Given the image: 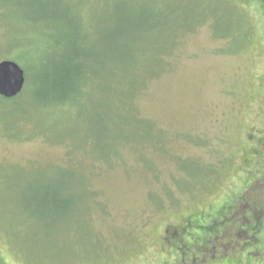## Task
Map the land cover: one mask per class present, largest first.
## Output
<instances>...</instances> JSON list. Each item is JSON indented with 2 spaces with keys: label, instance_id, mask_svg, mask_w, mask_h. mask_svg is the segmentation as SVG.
<instances>
[{
  "label": "rangeland",
  "instance_id": "rangeland-1",
  "mask_svg": "<svg viewBox=\"0 0 264 264\" xmlns=\"http://www.w3.org/2000/svg\"><path fill=\"white\" fill-rule=\"evenodd\" d=\"M2 60L25 76L0 96L3 264H264L257 1L0 0Z\"/></svg>",
  "mask_w": 264,
  "mask_h": 264
},
{
  "label": "trees",
  "instance_id": "trees-1",
  "mask_svg": "<svg viewBox=\"0 0 264 264\" xmlns=\"http://www.w3.org/2000/svg\"><path fill=\"white\" fill-rule=\"evenodd\" d=\"M255 1H257L258 3H259V5H260V7H261V9L263 10V12H264V0H255ZM86 58H89V55L88 54H83V52H82V49L81 50H77V62L78 61H80V60H82V59H86ZM21 67V66H20ZM80 68L81 67H79L78 65H77V75H79L80 73H81V70H80ZM61 77L59 78V79H57V80H65L66 78H69L67 75H60ZM21 95V93L20 94H18V95H16V96H14V97H5V96H2V95H0L1 97H4V98H7V99H12V100H14L15 98H17L18 96H20ZM261 145H264V140H262L261 141ZM259 147L261 148H263V146H260L259 145ZM263 151V153H264V150H262ZM210 166V165H209ZM210 168H211V170H210V173H208V174H204L203 175V177L197 182V184L195 185V188H194V191H193V193H188V192H186V193H188V195H191V196H193V195H196V194H198L199 193V188H203V189H206V188H208V186L211 184V182L210 181H213L215 178H216V180H217V178H218V175H219V171H216V170H214L211 166H210ZM264 174V171L260 174V176H259V178H261V176ZM257 180V179H256ZM215 183V182H214ZM257 184H259V187L258 188H253V189H251L250 190V193L251 194H253V195H256V194H262V198H259L258 196H256V197H253V196H251L250 194L247 196V195H245L244 196V198L245 199H247V200H249V202L248 203H245V204H247L251 209H250V211H247L246 212V214L249 216V215H252V213H255L256 215H257V217H258V214H260V216L255 220V219H252V225H254V223L255 224H258L259 223V221H261L263 218H264V184H261V183H257ZM261 185V186H260ZM228 192V191H227ZM227 192H226V194H227ZM46 193H48V192H45L44 194H42L43 195V197L45 198L46 197ZM183 193V192H182ZM185 193V194H186ZM41 195V196H42ZM190 196V197H191ZM245 199H243V200H240V202L239 203H241V204H244L243 203V201L245 200ZM238 203V204H239ZM227 205V204H226ZM226 205H224V206H226ZM238 205H236L235 206V208L237 207ZM245 215V214H244ZM246 216V215H245ZM253 216V215H252ZM238 217H240V216H238ZM249 226L247 225H239V227L237 228L239 231H241V232H245V238L250 234V231H249V228H248ZM247 230V231H246ZM0 264H3V259L0 257Z\"/></svg>",
  "mask_w": 264,
  "mask_h": 264
},
{
  "label": "water",
  "instance_id": "water-1",
  "mask_svg": "<svg viewBox=\"0 0 264 264\" xmlns=\"http://www.w3.org/2000/svg\"><path fill=\"white\" fill-rule=\"evenodd\" d=\"M25 82L24 71L15 61H0V95L14 97L21 93Z\"/></svg>",
  "mask_w": 264,
  "mask_h": 264
},
{
  "label": "flooded vegetation",
  "instance_id": "flooded-vegetation-1",
  "mask_svg": "<svg viewBox=\"0 0 264 264\" xmlns=\"http://www.w3.org/2000/svg\"><path fill=\"white\" fill-rule=\"evenodd\" d=\"M196 225H198V224H195V227H193V229H192V234L194 235V236H196L197 237V240H199L200 239V237L202 236V235H204V230L203 229H205V227L204 226H200V227H196ZM206 230V229H205ZM221 231V230H220ZM219 231V232H220ZM218 232V233H219ZM217 233V234H218ZM177 235H179L180 237H182V238H179V237H176V235H174V237H173V240L176 238L177 240H180V241H183V242H195L196 240H194V241H189L185 236H183L182 234H180V233H177ZM171 242V241H170ZM174 245H176L175 243H174ZM178 250L176 251L177 252V254H175V255H173V254H168V257H181V253L179 252V248H177ZM206 251H207V249H206ZM163 257H166L165 255L163 256ZM189 257H230L228 254H224V255H220V254H213V255H209V253H206V252H204V253H201V254H196V255H193V256H189ZM117 264H119V263H117Z\"/></svg>",
  "mask_w": 264,
  "mask_h": 264
}]
</instances>
